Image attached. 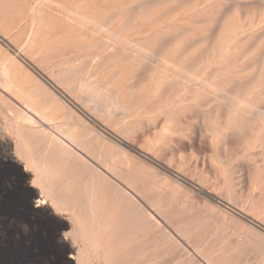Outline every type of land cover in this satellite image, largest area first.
<instances>
[{
  "label": "rangeland",
  "instance_id": "rangeland-1",
  "mask_svg": "<svg viewBox=\"0 0 264 264\" xmlns=\"http://www.w3.org/2000/svg\"><path fill=\"white\" fill-rule=\"evenodd\" d=\"M64 1L80 55L36 58L60 89L0 105V264L76 263L16 157L52 162L48 133L117 213L91 264H264V0Z\"/></svg>",
  "mask_w": 264,
  "mask_h": 264
},
{
  "label": "crops",
  "instance_id": "crops-1",
  "mask_svg": "<svg viewBox=\"0 0 264 264\" xmlns=\"http://www.w3.org/2000/svg\"><path fill=\"white\" fill-rule=\"evenodd\" d=\"M80 21V4L0 0V105L24 107L34 103L35 89H60L36 58L79 56Z\"/></svg>",
  "mask_w": 264,
  "mask_h": 264
},
{
  "label": "bare ground",
  "instance_id": "bare-ground-1",
  "mask_svg": "<svg viewBox=\"0 0 264 264\" xmlns=\"http://www.w3.org/2000/svg\"><path fill=\"white\" fill-rule=\"evenodd\" d=\"M81 18H83L81 16ZM84 21V20H83ZM90 21V20H89ZM91 22V21H90ZM101 27V26H100ZM102 28V27H101ZM107 29V28H106ZM105 29V30H106ZM101 30V29H99ZM102 30V31H105ZM118 31V30H117ZM110 33V31H108ZM116 35V34H115ZM111 36V35H110ZM109 36V37H110ZM122 40V39H121ZM125 40V39H124ZM130 42V41H129ZM106 44V43H105ZM136 47V46H135ZM17 54V53H16ZM14 61V60H13ZM12 61V62H13ZM3 62V61H2ZM9 62V63H12ZM8 64V63H7ZM2 65H5L2 64ZM2 69V67H1ZM6 73V71H5ZM7 74V73H6ZM58 75V74H57ZM56 75V76H57ZM62 75V74H61ZM34 78V77H33ZM7 79V78H5ZM35 80V79H34ZM47 80V79H46ZM8 82V81H7ZM68 82V81H67ZM66 82V83H67ZM51 83V82H50ZM64 83V82H63ZM10 84V83H9ZM13 87V86H12ZM15 88V87H14ZM40 88V87H39ZM45 88V87H44ZM4 91V90H3ZM52 92V91H51ZM56 94V93H54ZM57 95V94H56ZM54 96V95H53ZM55 97V96H54ZM91 98V97H90ZM47 99V98H46ZM55 99V98H54ZM53 99V100H54ZM34 100V99H33ZM49 101V100H48ZM51 106V105H50ZM46 107V106H45ZM44 107V108H45ZM29 108V107H28ZM26 107V110L28 109ZM108 108V107H107ZM30 109V108H29ZM28 109V110H29ZM32 110V109H31ZM35 110V109H34ZM33 110V111H34ZM32 112V111H31ZM35 112V111H34ZM35 114V113H34ZM20 115V114H19ZM37 115V114H36ZM40 116H42L40 114ZM43 117V116H42ZM32 122H37L32 117H28ZM26 119V117L24 118ZM48 119V118H47ZM10 120V119H9ZM22 120V119H21ZM25 121V120H24ZM29 123V120H27ZM42 127V131L48 133L49 131L47 125L48 123L43 120L39 119ZM17 122V121H16ZM31 123V122H30ZM19 124V123H18ZM33 124V123H32ZM38 124V123H37ZM13 126V125H11ZM15 126V125H14ZM39 126V125H38ZM16 127V126H15ZM48 129H47V128ZM50 127V126H49ZM17 128V127H16ZM41 129V128H40ZM51 129V128H50ZM36 130V129H35ZM40 131V130H39ZM36 132V131H35ZM15 133V132H14ZM41 133V132H40ZM17 134V133H16ZM29 134V133H28ZM27 134V135H28ZM34 134V133H32ZM31 134V135H32ZM50 134L49 143H48V152H49V159L52 158V162L47 164L37 163L34 158L32 157L35 154H31L32 156L24 155L23 146L25 149H29L27 142L24 137H21V143H17L16 145L20 144L21 147H17L16 151L18 155L14 154L18 160L23 162L24 170L29 172L33 177L30 181V186L38 189L39 197L36 200V207H49L53 210L54 214L61 216L63 220H66L70 223V230L69 232L62 234V239L70 241L71 246L69 248H73L76 243L80 242V246L78 247L77 252L70 253L69 258L76 261L75 264H91L92 258L98 252L102 254H107V249L110 245H106L104 243L99 244L97 239H104L113 233L116 230V225L118 224L117 220V213L116 210L113 209L108 203L107 197L105 195L104 187L100 188L98 184L95 182V179L92 178L91 183H80L79 180L76 178L75 174L72 170H70L69 165V156L73 157L74 155L77 156L74 151L70 150L60 138V135L48 133ZM15 135V134H14ZM40 135V134H39ZM19 136V135H18ZM17 136V137H18ZM37 136V135H36ZM49 136V135H47ZM29 137V136H28ZM43 137V136H42ZM40 137V138H42ZM46 137V136H45ZM34 138V137H33ZM15 139V138H14ZM20 139V138H19ZM18 139V140H19ZM39 140V139H38ZM47 140V139H46ZM33 141V140H32ZM31 141V142H32ZM36 141V140H35ZM34 141V142H35ZM40 141V140H39ZM37 142V141H36ZM30 143V142H29ZM41 143V141H40ZM38 143V144H40ZM15 144V143H14ZM31 144V143H30ZM34 144V143H33ZM31 144V145H33ZM37 144L38 147H40ZM36 145V144H34ZM44 146V145H43ZM46 146V144H45ZM44 146V147H45ZM33 147V146H32ZM35 147V146H34ZM43 147V148H44ZM42 148V149H43ZM41 147L40 152L43 153ZM46 149V148H45ZM44 149V150H45ZM14 150V149H13ZM33 150V149H32ZM36 150V148H35ZM34 150V151H35ZM38 150V148H37ZM28 151V150H27ZM39 151V150H38ZM41 154V153H39ZM38 154V155H39ZM13 155V156H14ZM67 155V156H66ZM40 156V155H39ZM47 158V155L45 156ZM38 158V157H37ZM60 160V164L54 162L53 160ZM44 160V159H43ZM83 162V161H82ZM44 163V162H43ZM39 164V165H38ZM96 171V169H95ZM100 172V171H99ZM93 175V174H92ZM105 176V175H104ZM91 177V174H90ZM89 177V178H90ZM88 178V177H87ZM101 180V179H100ZM103 180V179H102ZM110 180V179H109ZM84 182V181H83ZM86 182V181H85ZM90 182V180H89ZM100 183V181H99ZM115 183V182H114ZM106 185V184H105ZM116 186V185H115ZM121 186V185H120ZM125 191V189H124ZM123 191V192H124ZM35 192V191H34ZM37 195V194H36ZM109 195V194H108ZM113 195V194H112ZM115 196V195H114ZM121 197V196H120ZM124 199V197H123ZM132 200V199H131ZM123 201V200H122ZM124 202L125 199H124ZM123 202V203H124ZM128 202V201H127ZM137 202V201H136ZM116 203V201H115ZM119 203V202H118ZM129 204V203H128ZM51 210V211H52ZM136 211V210H134ZM147 212V211H146ZM132 214V212H130ZM143 214V213H142ZM121 215V214H120ZM134 215V214H133ZM122 216V215H121ZM149 216V215H148ZM152 216V214L150 215ZM138 217V216H136ZM135 217V218H136ZM151 218V217H150ZM153 218V217H152ZM133 219V218H131ZM155 220V219H154ZM152 220V221H154ZM138 221V220H137ZM156 221V220H155ZM158 222V221H157ZM155 223V222H154ZM153 223V224H154ZM133 224V223H132ZM151 224V223H150ZM156 226H158L156 224ZM130 227V226H129ZM134 227V226H133ZM136 227V226H135ZM159 227V226H158ZM156 228V227H155ZM132 229V227H131ZM135 229V228H134ZM139 229V228H138ZM141 229V228H140ZM143 229V228H142ZM126 230V229H125ZM137 230V229H136ZM130 233V232H129ZM132 233V231H131ZM130 233V234H131ZM117 234V233H116ZM130 234L128 236H130ZM136 234H138L136 232ZM140 234V233H139ZM168 234V233H167ZM122 235V234H120ZM114 236V234H113ZM132 236V235H131ZM166 236V235H165ZM171 236V235H169ZM122 237V236H121ZM124 237V235H123ZM122 237V238H123ZM126 237V235H125ZM124 237V238H125ZM139 237V236H137ZM168 238V237H167ZM138 239V238H137ZM166 239V238H165ZM128 241V240H127ZM98 242V243H97ZM132 242V241H131ZM129 244V243H128ZM68 251V250H67ZM138 251V250H137ZM135 250V252H137ZM156 252V251H155ZM154 255V252H152ZM129 254V253H128ZM113 256V255H112ZM117 256V255H116ZM115 256V257H116ZM124 256V255H123ZM130 256V255H129ZM151 256V255H150ZM108 257V256H107ZM105 258V256H104ZM109 258V257H108ZM145 258V257H144ZM111 259V258H110ZM106 260V258L104 259ZM110 261V260H109ZM116 261V260H115ZM122 261V260H121ZM100 262V261H99ZM113 263V262H112ZM117 263V261H116ZM96 264V263H95ZM106 264V262H105ZM111 264V262H110ZM114 264V263H113Z\"/></svg>",
  "mask_w": 264,
  "mask_h": 264
}]
</instances>
